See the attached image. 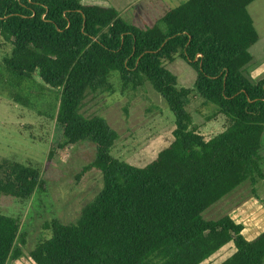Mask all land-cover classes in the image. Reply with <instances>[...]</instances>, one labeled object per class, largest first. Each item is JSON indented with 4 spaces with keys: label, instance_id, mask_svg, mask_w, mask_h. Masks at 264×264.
Here are the masks:
<instances>
[{
    "label": "trees",
    "instance_id": "obj_1",
    "mask_svg": "<svg viewBox=\"0 0 264 264\" xmlns=\"http://www.w3.org/2000/svg\"><path fill=\"white\" fill-rule=\"evenodd\" d=\"M254 0H185L152 25L129 23L111 5L82 0H0V60L14 100L26 104V81L58 90L51 156L88 141L102 187L78 218H53L50 235L29 255L35 264H200L225 244L234 251L218 264H264V230L252 239L225 214L204 211L255 177L264 148V77L244 72L258 40L247 6ZM181 57L196 72L179 86L164 64ZM117 71L121 90L145 82L174 117L172 141L144 166L114 157L117 132L99 115L80 112L90 92L108 90ZM216 106L226 126L205 139L188 110L191 92ZM31 162L0 159V194L29 199L42 186ZM20 222L0 212V264L25 244Z\"/></svg>",
    "mask_w": 264,
    "mask_h": 264
},
{
    "label": "rangeland",
    "instance_id": "obj_2",
    "mask_svg": "<svg viewBox=\"0 0 264 264\" xmlns=\"http://www.w3.org/2000/svg\"><path fill=\"white\" fill-rule=\"evenodd\" d=\"M115 7L129 23L152 25L167 9L185 0H82ZM258 40L250 48L254 56L244 72L251 80L264 77V0H254L247 6ZM9 50L0 45V60ZM177 77L179 86L192 88L196 72L181 57L164 62ZM7 73L0 66V159L31 162L41 173L42 186L25 200L0 194V212L16 217L20 222L25 244L21 254L11 264H35L29 250L50 235L48 224L53 218L63 223L75 221L82 207L91 201L102 187L100 171L81 169L95 158V146L88 141L67 144L50 156V140L58 103V90L47 89L37 79L24 83L27 103L14 100L16 89L8 84ZM111 88L90 92L83 100L80 112L85 116L99 115L117 132L111 154L135 166H144L172 141L174 117L165 100L149 83L135 90H121L117 71L108 74ZM188 110L198 132L209 139L226 126V118L216 106L204 103L191 92ZM264 173V148L260 160ZM229 215L243 225L242 234L251 239L264 230V181L255 177L241 183L219 201L208 207L203 217L214 219ZM234 251L232 242L200 264H218Z\"/></svg>",
    "mask_w": 264,
    "mask_h": 264
},
{
    "label": "crops",
    "instance_id": "obj_3",
    "mask_svg": "<svg viewBox=\"0 0 264 264\" xmlns=\"http://www.w3.org/2000/svg\"><path fill=\"white\" fill-rule=\"evenodd\" d=\"M96 1H100V0H95V2H96ZM90 3H92V2H90ZM96 4H101V3L96 2ZM108 5H109V4H108ZM114 8H115V7H114ZM253 58H254V56H252V60H253ZM252 60H251V61H252ZM262 231H263V230H262ZM260 232H261V231H260ZM260 232H259V233H260ZM259 233H258V234H259ZM245 238H246V237H245ZM253 238H254V237H253ZM246 239H247V238H246ZM251 239H252V238H251Z\"/></svg>",
    "mask_w": 264,
    "mask_h": 264
}]
</instances>
